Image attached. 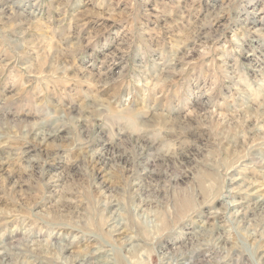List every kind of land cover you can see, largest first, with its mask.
<instances>
[{"label": "rangeland", "instance_id": "374dc122", "mask_svg": "<svg viewBox=\"0 0 264 264\" xmlns=\"http://www.w3.org/2000/svg\"><path fill=\"white\" fill-rule=\"evenodd\" d=\"M0 264H264V0H0Z\"/></svg>", "mask_w": 264, "mask_h": 264}]
</instances>
